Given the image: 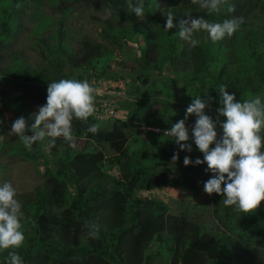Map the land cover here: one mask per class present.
I'll return each mask as SVG.
<instances>
[{
	"label": "trees",
	"instance_id": "obj_1",
	"mask_svg": "<svg viewBox=\"0 0 264 264\" xmlns=\"http://www.w3.org/2000/svg\"><path fill=\"white\" fill-rule=\"evenodd\" d=\"M39 1L52 7H65L63 15L67 16L74 5L89 0ZM238 1L232 2L237 14L244 4L264 8V0ZM92 2L95 9L105 7L104 17L92 15V19L102 24L101 36L117 44L118 55L108 57L104 54L108 48L90 37H83L73 45L67 38L63 20L58 19L49 36H43V28L33 32L39 39L38 46L32 41L30 50L39 56L38 71L31 68L25 55L14 49L17 43L15 29L20 22L14 26L10 23L12 10L25 6L27 1L8 0L5 5H0V71L5 74L1 79L8 78L16 88V93L7 101L18 118L23 116L32 122V115L47 103L48 83L61 79L88 82L92 78L95 81L112 79L107 73L111 75L116 70L134 73L152 69L160 73L170 66L172 72V77L160 84L157 73H143L137 81L129 80L124 84V94L129 100H123L119 107L127 110L129 124L133 127L136 123L172 127L185 119L186 109L195 97H213L214 102L206 109V114L213 120H224L216 111L221 107L220 85H226L229 93H235L236 99L243 102L247 90L255 91L264 84L263 30L261 33L250 29L243 36L244 23L237 31L241 48L247 47L242 52L249 61V69L243 70V65L239 70L234 65L239 62L234 60L238 57L232 43L235 34L214 43L206 31H200L194 34L200 43L192 47L178 36V28L165 30L169 11L175 17L174 24L185 19L182 0H164V11L151 15L154 27L149 21L143 26L136 24L133 13L127 10L128 0ZM144 4V13L148 14L147 10L155 5V0H144ZM204 11L194 17H204L210 22L230 18L225 13L216 15ZM50 22H44V25L50 26ZM222 49L227 50L226 59L216 66L215 62L220 59L217 54ZM80 70L84 73L80 74ZM163 94L180 103L185 102V105L168 102L162 98ZM153 95H158L161 101L152 104V108L156 107L154 113H144L137 100H147ZM159 105H163L162 113L158 110ZM175 106L180 110L177 113L172 111ZM191 116L185 120L186 125L196 123L197 117L192 119ZM93 119L89 117L87 123L73 120L75 149L62 137L55 138L52 147L48 141L46 155L28 151L19 144L14 147L35 163L44 164L45 176L41 186L22 194V201L19 200L27 217L25 241L16 250L23 264H162L149 261L148 250L153 241L157 246L163 245L160 251L169 257V264H251L247 256L252 249L264 253V203L251 213L236 212L233 211L235 206L226 207L222 203L223 196L215 193L211 202L214 221L207 229L169 212L164 202L137 195L141 189L152 188L150 184L160 178L177 152L181 174L188 169L206 171L207 163L184 165L186 156L193 162L199 158L194 138L182 142L191 144V152L181 150L173 137L160 133H148L143 147L129 149V135L123 129V119H104L99 123L98 133L92 134L86 129L93 124ZM3 122H7L5 118ZM102 145H108L112 153H105ZM70 186L74 188L72 192ZM16 198L20 199V196L17 194ZM86 221L101 226L99 238L92 239L83 234ZM220 227L225 233L223 230L220 233ZM9 251L12 249L0 250V264H8Z\"/></svg>",
	"mask_w": 264,
	"mask_h": 264
},
{
	"label": "clouds",
	"instance_id": "obj_2",
	"mask_svg": "<svg viewBox=\"0 0 264 264\" xmlns=\"http://www.w3.org/2000/svg\"><path fill=\"white\" fill-rule=\"evenodd\" d=\"M191 2L207 10L209 14L235 12V5L230 0H191ZM144 8V0H135V3L133 0L127 2V10L141 19L145 15ZM156 8L155 4L147 11ZM160 8L164 10V0L161 1ZM174 20L173 13L169 11L166 16L165 30L178 28V36L188 41L192 47L200 43L194 38L195 33L206 31L215 43L226 37H232L245 23L243 17L235 16L226 18L222 22H210L204 17H188L187 19L185 17L179 20L178 25L174 24ZM97 93L98 89L87 80L61 79L49 83L47 103L40 106L38 112L32 115V122L20 116L12 123L11 132L14 133V139L17 141L19 138L25 146L23 148L40 152V155H46L49 140V147H52L55 146V138L60 137L75 149L77 145L73 133L74 119L87 123L88 118L92 116L93 124H90L86 131L97 134L100 121L119 118L113 116V110L109 105L106 107L99 102L96 107ZM218 94L221 107L216 111L218 117H224V120L219 118L213 120L206 114V109L211 108L214 102L213 97L208 96L207 99L195 97L186 109L185 119L178 121L172 127L146 126L136 121H134L136 123L134 127L146 134L160 133L173 137L181 150L191 152V144L182 142L190 139L185 120L188 116L195 114L197 119L192 128V137L198 149L204 154V158L203 160L197 158L193 162L186 156L184 165L207 163L206 171L212 172L214 176L204 182V191L209 195L216 193L223 196L222 203L226 207L235 206L233 211L251 213L264 203V137L260 134L264 129V101L256 95L240 102L236 99L235 93H229L226 85H220ZM11 118L12 115L5 121L11 123ZM218 127L222 129V135L218 134ZM212 145L215 146L212 147ZM178 160L177 152L173 155L172 162L175 163ZM157 188L160 191L154 188L141 189L137 195L164 202L169 211L170 208L165 199L159 196L163 188ZM16 197L17 191L10 182L0 185V250L12 249L8 252V264H23L16 250L23 246L27 229L22 203ZM83 227L84 235L92 239L99 238L101 226L98 223L86 221Z\"/></svg>",
	"mask_w": 264,
	"mask_h": 264
},
{
	"label": "rangeland",
	"instance_id": "obj_3",
	"mask_svg": "<svg viewBox=\"0 0 264 264\" xmlns=\"http://www.w3.org/2000/svg\"><path fill=\"white\" fill-rule=\"evenodd\" d=\"M7 1L8 0H0V5H5ZM26 1L27 4L25 6L17 8L15 11L12 10L13 18L10 23L14 26V24H17L18 21L20 22L15 29V34H17V43L15 42L16 46L14 49L16 51H20L22 55H25L27 60L30 61L31 68L36 71L40 70L38 63H36L39 61V56L34 54L30 49H32V41H36V47L38 46L37 42L39 39L33 36V32L36 30L40 31V29L43 28V36H49L52 32H54V23H56V20L58 19L63 20L64 30L68 31V34H66L67 38L73 45H77L83 37H90L93 41L101 42V45L108 48V51L104 52V54L108 55V57H115V55H118L117 53H119V48L117 44L101 36L99 31L102 24L92 19V15H96L101 18L104 17L105 7L99 6V8L95 9L92 0L82 1L80 4L74 5L72 10L67 13V16H65L63 15L65 7H52L50 4L40 2L39 0ZM161 1L162 0H155L157 8L149 11L148 14L145 13L143 19L136 16L135 13H131L132 17L134 16L136 20V24L143 26L149 21L152 27H154L151 23V15L164 11L160 8ZM233 1L234 0H230L231 3ZM238 2L243 3L242 0H239ZM259 2L261 3L262 1ZM181 8L185 11V14L183 13L182 16L186 17V19L188 17L199 15L201 12H205L204 9H201L198 5H194L191 0H182ZM225 16L230 18L233 16H243L245 20L243 36H245L250 29L253 31H260L261 33L262 30L264 31V8L261 6L251 7L250 4H244L239 14L234 12L225 13ZM44 22H50V26L44 25ZM64 39H66L65 34ZM232 43L236 55H238V57L234 60L239 61L234 64L236 69L240 70L243 65V70L249 69L248 58L244 52H242V50H247V47L244 45V47L241 48V38L239 36V32L235 33L234 38H232ZM226 51L227 50L222 49L217 54L220 56V59L215 62L217 65L215 63H213V65L219 66L222 59H226ZM111 67H113V63L111 64ZM88 71L91 73L93 72V69H89ZM79 73L83 74L84 71L80 70ZM143 73H150L153 75H156L155 73L159 74V76H157V83L159 84L166 78L172 77L170 66H166L160 73L152 69L134 73L116 70L111 75L107 73V76H111L112 79L105 78L95 81L94 78H92L89 82L93 87L98 89V93L96 94V107L99 102L105 104L106 107L109 105V107L113 110V116L119 117L125 121L123 129L129 135V149H135L139 146L143 147L144 141L148 138V134L144 133V131L139 128L129 126L130 120L127 116V110L120 109L119 105L122 104L123 100H129L124 94V84L129 80L137 81V77ZM2 76H5V74L0 71V185H3L5 182H10L16 189L17 194L20 196V199L18 200L22 201V194L32 192L37 186H41L43 184L45 177L43 175L44 164L35 163L31 159L25 157L19 148L18 150H15L14 148L16 144H19L20 147H25L20 140L16 141L14 139V133L11 132V125L18 118V115L13 113V110H11L12 108L9 107L7 99L10 101L11 95L16 93V88L12 85L13 83L8 80V78L6 80L1 79ZM48 86L49 83L46 86V89ZM166 93H168V89H166ZM166 95H162L164 96L162 98H165L166 101H170L176 105H185V102L180 103L178 100L170 98L168 94ZM256 95H259L264 101V84L257 87L255 91H251L249 89L245 92L246 100L253 98ZM137 101L138 107H140L144 113L152 114L156 108H152V104H159L161 99L158 95H153L147 100ZM161 104L164 105V102ZM163 105H159L158 110L161 111L160 113L164 111ZM186 105H188V103ZM177 109L179 108L175 106L174 109H172L173 113L180 111ZM11 114H13L11 123H4L3 118L9 120ZM191 118L196 119V116H191ZM194 125L195 124L186 125L189 129L190 138H193L192 128ZM217 131L218 134H222L221 129L219 130L217 128ZM27 134L29 135V132ZM260 134L264 137V129H262ZM214 146L215 145H212V147ZM102 148L105 150V153H112L108 145H102ZM198 153L200 154L199 158L201 159L204 154L200 150ZM180 163L181 162L179 160L175 163L170 161V163L167 164L166 169L161 173L160 178L157 181H153V184H150V186L154 188V190L159 189L157 187L163 188V192H161L159 196H161L163 200L165 199V202L170 208L169 212L180 217H185L189 221H195L202 228L209 229L212 227V223L214 221L211 202L215 193L211 195L207 194L204 191V182L213 178L214 174L210 171L196 169H188L184 174H181L178 170ZM114 173L116 172L114 171ZM69 191H73L72 186H70ZM157 191H160V189ZM25 222H27V217H25ZM219 229L220 233L222 230L224 231L221 227ZM161 248H163V246H157L156 241L151 243L148 250L150 253V263L156 261L162 264H169L170 259L168 256H164L163 251H160ZM154 251H159L160 253L154 254ZM247 258L251 264H264V253H262L261 250L258 251L252 249ZM246 264H249V262Z\"/></svg>",
	"mask_w": 264,
	"mask_h": 264
}]
</instances>
